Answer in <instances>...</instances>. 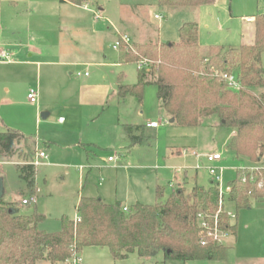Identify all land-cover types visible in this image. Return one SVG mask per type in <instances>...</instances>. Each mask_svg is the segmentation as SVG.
<instances>
[{"label": "rangeland", "instance_id": "obj_1", "mask_svg": "<svg viewBox=\"0 0 264 264\" xmlns=\"http://www.w3.org/2000/svg\"><path fill=\"white\" fill-rule=\"evenodd\" d=\"M88 1L89 7L94 10L102 7L103 17L85 11L77 14L83 19V26L88 34L95 28L100 36L99 44L92 52L95 57L93 62L110 64L109 67H59L41 64L37 77L35 67L21 71L20 66L0 64V120L27 136L37 138L40 149L43 142H50L49 147H46V164L36 167L33 192L25 187L24 181L19 177L14 160L0 162L3 200L14 203L23 195L29 197L33 194L35 201L27 205L19 204L18 209L25 214L34 209L44 214L45 220L39 227L47 232L60 230L62 216L70 219L77 216L76 205L80 197L101 196L107 203L120 202L127 206L137 202L154 204L171 193L172 185L169 182L174 177L179 181L184 179V171L188 179L186 191L194 185L203 188L211 186L203 160H196L189 154L172 153L173 150L187 149L198 154L220 151L223 155L221 165L226 166L224 184L235 177L233 168L255 164L247 160L243 164L234 158L226 145L231 129L220 126L212 116L203 118L196 126L162 123L155 130H146L142 142L132 144L123 130L124 123L142 124L166 117L159 106L157 88L153 84L144 87L141 102L130 95L118 101L116 98L109 99L105 104L90 103L85 99H88L87 92L92 93L89 95L91 97L101 85L110 84L115 88L121 74L124 82H136V63H117L119 48L113 45L118 31L129 35L140 33L143 39L149 37L160 43L177 42L179 26L185 22H196L202 45H239L241 37H250L256 26L255 21L247 24L246 17L253 16L255 19V15H264V0H217L213 5L199 8H162L156 0ZM1 4L0 20L11 27L15 20L5 5L8 1L2 0ZM160 15V19L157 18ZM93 18H96V23H92ZM56 22L57 16L51 24L57 26ZM61 37H69L68 32L64 30ZM10 42L18 43V38ZM132 43L131 38L130 44ZM5 44V41H0V47ZM87 50L91 51L89 48ZM28 54L29 52L21 50L12 59L21 61ZM261 66L264 68V52L261 55ZM85 69L89 72V77L76 76L77 72ZM233 73L237 76L236 72ZM30 88L38 90L36 104L27 99L26 94ZM36 106L41 111L39 108L35 109ZM44 110L49 114L42 118L40 112ZM78 138L82 141L93 140L98 146L95 152L87 155L74 142ZM23 149L22 144L18 145V150ZM109 156L116 157L115 162H109ZM261 162H264V156ZM196 164L201 167L195 169ZM158 184L163 189L162 198L156 197L155 189ZM260 201L263 200H252V210H236L233 204L228 206L238 213L240 224L242 220L244 222L251 218V213L256 212V208L262 207ZM79 258L78 264L207 263L163 260L162 257L161 261L160 255L153 259H141L136 254H130L127 258L116 259L107 247L100 246L84 247L79 252Z\"/></svg>", "mask_w": 264, "mask_h": 264}, {"label": "trees", "instance_id": "obj_2", "mask_svg": "<svg viewBox=\"0 0 264 264\" xmlns=\"http://www.w3.org/2000/svg\"><path fill=\"white\" fill-rule=\"evenodd\" d=\"M88 0H60L84 5ZM159 7H197L216 0H156ZM255 35L252 44L225 47L212 44L205 52L199 43L196 22L182 23L177 42H146L121 44L124 61L146 65L137 69L134 84L119 85L120 98L133 96L142 100L148 84L157 88L161 108L178 125L196 126L203 118L214 116L220 126L236 132L227 148L240 162L250 161L258 166L253 171L255 181L238 180V171L230 184L229 198L236 210L248 208L252 200L264 201V15L255 16ZM236 72L240 88L229 89L219 73ZM261 90V91H258ZM258 91V92H257ZM139 125H124L128 132ZM28 137L4 127L0 130V157L15 156L19 177L33 192L35 168L31 163L33 150ZM143 134H131L132 144L142 142ZM24 145L18 150L17 145ZM247 177L250 172L243 171ZM260 184L258 187L257 184ZM156 197L163 193L156 187ZM217 190L212 186L194 185L189 191L176 187L162 201L154 204L135 203L123 210L120 202L106 203L101 197H80L76 205L79 222L67 216L60 218L61 228L55 232L40 229L45 215L34 209L21 213L13 203L0 199V264H62L84 247H107L116 259L136 254L141 259L162 255L163 260L219 259L225 253L223 245L198 242L197 214L212 221L217 211ZM219 227L236 233L237 224L225 213L217 215Z\"/></svg>", "mask_w": 264, "mask_h": 264}, {"label": "crops", "instance_id": "obj_3", "mask_svg": "<svg viewBox=\"0 0 264 264\" xmlns=\"http://www.w3.org/2000/svg\"><path fill=\"white\" fill-rule=\"evenodd\" d=\"M7 1H8V4H5V5L7 6V9L9 10V12L11 13L12 18L15 20V23L13 26L7 27V25H5V23H3V21L0 20V41L6 42L5 46H1L0 49L6 50L9 54L8 59L3 60V61L0 60V64L20 66L21 71H27L29 67H35L37 77H38V67H40L41 64H45L49 66L55 65L59 67H71L75 65H82L84 67L93 66V65H96L99 67H109L110 64H106L102 62L101 63L93 62L95 57L92 56L93 55L92 52H93V49H95L97 45L99 44L100 36L96 32L95 28L92 29L91 32H89L90 34H88L87 29L83 26V23H84L83 19L81 18V16L77 14V12L85 11V12L97 13V15L103 17L102 16L103 9L101 6L98 7V9L94 10L93 8L89 7L90 6L89 1H87L84 5H75L69 2H60V0H7ZM216 1L208 5H213L216 3ZM1 3H2V0H0V17H1V12H2L1 8L3 6V4ZM199 7L201 6L192 7V8H199ZM54 15L57 16V22H56L57 26L52 25L53 24L52 20L55 17ZM160 17L161 15L157 16V18L159 19ZM247 18H250V21H248ZM96 21H97L96 18H93L92 23H96ZM245 21L247 24H251L254 21V17L253 16L246 17ZM64 30L68 32L69 37L67 38L61 37V33H63ZM121 34H126V33H121L120 31H118L117 38ZM254 35H255V28L253 30V33L250 34V37H243V36L241 37V42L239 43V45H233V46L223 45V46L238 47L243 44H252L254 41ZM129 36L133 39V44H143L149 41L153 43H160V41H155L149 37H147L146 39H143V37L140 36V33H138V35L136 33H130ZM14 38H18V43L12 44L10 42ZM198 38H199V34H198ZM199 43L202 48V52H205L207 46L212 45L209 43H205L204 45H202L200 38H199ZM213 44L221 45L220 43H213ZM14 48H18V50H15ZM87 48H89L91 51L87 50ZM21 50L27 53L29 52V54L27 55V58L25 59L23 58V60L21 61L12 59L13 56L18 55ZM124 54H125L124 51L118 49L117 63L120 65L123 63H127L124 61ZM85 72H87V75L84 74ZM77 73H76V76L78 77H89V72L87 71V69H85L83 72H80L81 73L80 75H78ZM69 74L73 75L72 72H69ZM136 80H137V77H136ZM122 84L129 85V84H134V83L124 82V77L121 74L115 83V88L113 85H110V84L101 85L98 90H95V94L93 96L90 97L89 95H92V93L87 92L86 98L88 99H85V100L89 101L90 103L94 102L95 104L97 103L105 104L106 101H108L109 99H114V98H116L118 101V99H122L117 94L118 87L119 85H122ZM158 101H159V106L161 107V101L159 99ZM38 108L39 106H36L35 109H38ZM103 108L104 106L102 107V109ZM45 110L48 111V109H45ZM45 110L40 112L41 115L44 114L42 118H45L49 114L48 113L49 111L47 112ZM39 111H41L40 108H39ZM166 117L168 118V122H169L171 118H169L167 115ZM213 118L216 119L214 116ZM60 120L61 118H59V121ZM214 122H216V120H214ZM146 123H147L146 121L142 124L124 123L123 128H124V125H131V126L139 125L140 128L133 130L132 132H128L125 129L123 130L126 132V136L130 138L131 134L139 135V134H143L146 130H155L159 127V126L156 128L147 127ZM173 123L174 122L170 124H173ZM4 127H8L9 129L16 130L19 133L29 138L28 144L29 146H31V149L34 152L32 159L34 158V155L37 150H42L46 152L47 157H48L46 147H49L50 142H43L44 145H41L42 149H40L38 147L39 141L37 140V138L27 136L19 129L9 126L7 123H5L1 119L0 120V130H3ZM231 132L232 133L229 136L228 140L230 139V137H232L236 133L234 130H231ZM74 142H76L79 145V147H81L85 151L87 155L94 153L95 152L94 150L98 147L97 144L94 143L93 140L82 141L81 138H78V141H74ZM22 146L24 147V145ZM16 147L18 148V145ZM175 152L178 154H181L180 153L181 150L177 149V150L172 151V153H175ZM1 158H6V160H1ZM15 158H16L15 156L0 157V162L14 160L13 162L15 163V166L18 172V166L21 165L23 162L16 161ZM109 162H115V161H109ZM44 164H46V162ZM35 172H36V169H35ZM183 177L184 179L181 181H179L177 177H174L173 181L169 182V184L172 185V190L176 187H182V186L186 189L187 187L186 183L188 182L186 171H184ZM1 182L2 180H0V188H1L0 193H1L2 200H3L4 191L2 189ZM34 184H35V180H34ZM157 186L161 188L162 193H163L162 187L159 184L156 185V187ZM25 187L31 192L30 188H28L27 185ZM86 197H89V196H86ZM91 197H94V196H91ZM21 198H24V195ZM21 198L17 199V201L13 203L15 204L17 208H18V205L21 204L20 203ZM101 198L106 202V200L103 197ZM260 204H261L260 206L262 207L256 208L255 210L256 212L251 213L253 214V216L251 218L245 219L244 222L242 220L240 224L238 223L239 215L237 213L236 233L231 235L225 241L224 243L225 253L222 256V258L190 260V261L194 263L195 261L199 263H202L203 261H207L206 264H264V201H260ZM122 206L130 207L125 204L124 205L122 204ZM247 209L252 210L251 206L248 207ZM161 257L162 255H160V259ZM42 264H48V263L43 262ZM62 264H67V263H62ZM202 264H205V263H202Z\"/></svg>", "mask_w": 264, "mask_h": 264}, {"label": "built area", "instance_id": "obj_4", "mask_svg": "<svg viewBox=\"0 0 264 264\" xmlns=\"http://www.w3.org/2000/svg\"><path fill=\"white\" fill-rule=\"evenodd\" d=\"M248 21H250V18H247ZM130 36L127 34H121L115 41L113 47L119 48L121 44L125 45V47H129L130 44ZM9 58V54L6 50L0 49V60H6ZM146 65V61H138L136 63L137 69H141L143 66ZM78 75L81 73L78 72ZM87 75V72L84 73ZM219 78L226 84V86L229 89L237 90L240 88V83L238 81V78L234 73H219ZM37 89L30 88L27 92V99L31 103L37 102ZM168 118H161L159 121H149L146 123L147 127L156 128L162 123H167ZM181 155H191L196 160H203L205 162L204 168L207 171V174L210 179V184L213 188L217 190V211L215 215L213 216L212 221L207 220L206 215L202 213L197 214V225L199 228L198 232V242L201 245L207 244L208 241H213L216 244L223 245L225 241L232 235L231 231L229 229L221 228L218 225L217 222V215L219 213H225L227 216V219L230 222H233L237 218V213L233 211V209L229 208V204H233V201L229 198L230 192L232 190V186L230 184V181L227 184H224L223 175L224 171L226 169V166L221 165V161L223 160V155L220 151H214L209 152L205 154H198L196 151L191 150L190 152L186 149L181 150ZM47 159L46 152L42 150H37L34 158L32 159L31 163L33 164L34 168L36 169L37 166H40L45 163V160ZM116 157L109 156L108 161H115ZM200 164L195 165V169L200 168ZM258 166L256 165H243L241 167L233 168L235 170V178L238 171H241V175L237 176L238 180L241 183H246L247 180H250L252 182L255 181V177L253 176L252 172L257 170ZM250 172L249 177H247L245 174H243V171ZM257 186L259 187L260 184L258 183ZM35 196L33 194H30L29 197H24L20 199V203L22 205L30 204L31 202L35 201ZM123 210H127V207H123ZM75 222H79L80 218L76 216L74 218ZM69 264H78L80 263L79 254H72L71 258L68 260Z\"/></svg>", "mask_w": 264, "mask_h": 264}, {"label": "water", "instance_id": "obj_5", "mask_svg": "<svg viewBox=\"0 0 264 264\" xmlns=\"http://www.w3.org/2000/svg\"><path fill=\"white\" fill-rule=\"evenodd\" d=\"M41 116L43 117V116H44V114H42ZM169 122H170V123H172V122H173V119H170V120H169Z\"/></svg>", "mask_w": 264, "mask_h": 264}]
</instances>
